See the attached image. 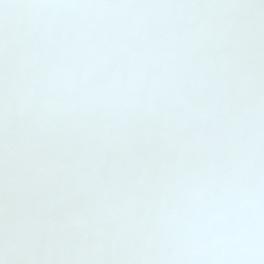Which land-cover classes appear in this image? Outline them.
<instances>
[{"label":"snow or ice","instance_id":"6c2138e0","mask_svg":"<svg viewBox=\"0 0 264 264\" xmlns=\"http://www.w3.org/2000/svg\"><path fill=\"white\" fill-rule=\"evenodd\" d=\"M0 264H264V0H0Z\"/></svg>","mask_w":264,"mask_h":264}]
</instances>
